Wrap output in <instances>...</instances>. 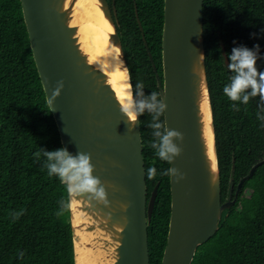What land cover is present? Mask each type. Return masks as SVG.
Returning a JSON list of instances; mask_svg holds the SVG:
<instances>
[{"label": "trees", "instance_id": "trees-1", "mask_svg": "<svg viewBox=\"0 0 264 264\" xmlns=\"http://www.w3.org/2000/svg\"><path fill=\"white\" fill-rule=\"evenodd\" d=\"M127 62L133 89L144 84L145 95L160 96L156 71L163 80L162 35L165 0H108ZM138 9L147 50L140 29ZM204 48L213 111L222 201L241 179L264 161V115L260 98L233 103L223 88L233 75L225 53L234 47L259 45V71L264 72V0H205ZM164 122V114L160 117ZM148 197L158 185L148 227L150 264H161L171 217L170 163L151 147L152 116L139 118ZM63 148L59 130L41 83L30 46L20 0H0V264H75L69 193L58 177L49 176L46 158L35 153ZM23 212L18 219L13 214ZM192 264H264V162L222 213L216 234L199 246Z\"/></svg>", "mask_w": 264, "mask_h": 264}, {"label": "water", "instance_id": "water-1", "mask_svg": "<svg viewBox=\"0 0 264 264\" xmlns=\"http://www.w3.org/2000/svg\"><path fill=\"white\" fill-rule=\"evenodd\" d=\"M30 46L48 105L56 121L63 148L71 154L91 155L97 176L107 190L108 205L83 200L80 218L74 225L72 199L69 194L74 260L77 264V238L81 243L80 264H97L96 242L100 230L110 240L106 247L116 246L113 264H150L148 227L151 223L158 186L148 199L147 176L143 156L140 121L129 131L127 117L120 111L116 91L108 75L96 68L82 52L77 26L69 23L66 0H20ZM103 12L114 27L111 40L119 47L128 76L121 39L117 32L108 0H99ZM204 1L165 0L162 35L163 81L138 18L143 40L156 71L161 100L166 104L165 126L183 134V142L175 141L182 154L170 163L184 179L170 176L171 217L167 245L161 264H192L199 246L210 240L219 229L222 213L236 202L242 187L254 174L256 164L239 182L235 198L222 202L215 128L208 89L204 48ZM204 57L201 58L200 56ZM225 60L228 65L226 53ZM202 74L210 101L215 139V172L204 139L201 119L200 89ZM131 77V75H130ZM64 87L52 103V92L58 82ZM132 84V81H130ZM134 90V89H133ZM98 222L94 224L93 222ZM79 231V236L78 232ZM100 246V245H99ZM100 250H103L100 246ZM105 251V249H104Z\"/></svg>", "mask_w": 264, "mask_h": 264}, {"label": "clouds", "instance_id": "clouds-1", "mask_svg": "<svg viewBox=\"0 0 264 264\" xmlns=\"http://www.w3.org/2000/svg\"><path fill=\"white\" fill-rule=\"evenodd\" d=\"M227 59L229 61L227 67L233 75L230 82L224 86L223 92L229 100L234 102L233 109L240 110L235 102L247 105L251 98L257 96L264 105V72L259 71L257 67V62L261 59L259 45L254 46V49L245 46L234 47ZM130 81L129 74L128 83L125 85L127 91L120 106L122 115L127 117L129 122V131L136 126V122L145 112L151 114L152 122L148 126L153 130L152 134L155 137L151 147L156 150L160 160L173 163L174 159L182 154V149L175 141L183 142V134L176 130H169L160 120L167 106L159 94L153 91L145 95L142 82H137L133 90ZM63 87V81L58 82L49 100L50 104L60 96ZM261 112H264V107L261 108ZM258 118L264 120V115L258 114ZM41 155L46 158L45 167L49 176L58 177L66 185L67 192L71 196H87L89 200L108 205L106 187L97 176L93 175L95 167L91 162L90 154L79 151L73 155L65 148L53 151L40 148V151L35 153V157L39 159ZM156 173L155 167H149L146 176L151 180L155 178ZM161 175L176 177L177 182L184 179L180 171L175 168L166 169ZM22 214V211L14 213L13 217L18 219Z\"/></svg>", "mask_w": 264, "mask_h": 264}, {"label": "bare ground", "instance_id": "bare-ground-1", "mask_svg": "<svg viewBox=\"0 0 264 264\" xmlns=\"http://www.w3.org/2000/svg\"><path fill=\"white\" fill-rule=\"evenodd\" d=\"M64 9L69 12V23L77 26V36L79 37L80 47L82 52L88 57V60L96 68L106 72L108 75L109 84L116 91L117 99L121 104L127 89L125 85L128 83V72L124 64L122 54L119 47L114 45L111 40V35L114 33L112 23L105 16L102 5L99 0H66ZM200 109L201 119L204 128V139L207 146V154L214 166L215 170V139L212 125V115L210 101L202 74V84L200 89ZM87 205L83 200L72 199V210L74 216V225L76 227L80 223V218L83 222L88 223L90 217L86 214L83 216L81 208ZM97 224L98 222H93ZM97 232V264H113L116 261V246L106 247L103 240H110L105 237V234L100 230ZM79 236V231L77 232ZM103 250H100V246ZM105 249V251H104ZM77 264H80L81 259V243L77 238Z\"/></svg>", "mask_w": 264, "mask_h": 264}, {"label": "flooded vegetation", "instance_id": "flooded-vegetation-1", "mask_svg": "<svg viewBox=\"0 0 264 264\" xmlns=\"http://www.w3.org/2000/svg\"><path fill=\"white\" fill-rule=\"evenodd\" d=\"M110 5V4H109ZM111 7V9L113 10L114 8H115V5L113 4V6H110ZM115 10H116V8H115ZM163 81V80H162ZM158 186V185H157ZM148 190V189H147ZM221 190H222V188H221ZM154 191V190H153ZM230 191H231V189H230ZM237 191V190H236ZM232 192H234V188H233V191ZM153 193V192H152ZM152 195V194H151ZM233 195V194H232ZM230 196V195H229ZM233 198V197H232ZM148 199H150L149 197H148ZM223 202V201H222ZM168 239V238H167Z\"/></svg>", "mask_w": 264, "mask_h": 264}]
</instances>
